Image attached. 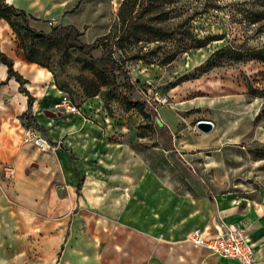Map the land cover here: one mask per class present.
Returning <instances> with one entry per match:
<instances>
[{"label": "rangeland", "instance_id": "374dc122", "mask_svg": "<svg viewBox=\"0 0 264 264\" xmlns=\"http://www.w3.org/2000/svg\"><path fill=\"white\" fill-rule=\"evenodd\" d=\"M6 1L24 9L36 30L74 24L82 40L100 41L91 53H83L60 41H32L24 30L20 36L0 18V50L14 61L26 60L25 46L48 65L37 63L46 76L31 80L34 65L17 64L39 99L36 118L56 120L54 126L59 127L79 114L100 125L106 137L123 146L112 178L129 176L138 183L152 173L175 192L210 196L213 201H226L231 193L234 199L242 194L255 196L264 185V114L257 118L264 97L261 92L249 93L250 87L264 88V61L236 54L264 46V0ZM140 9L146 10L145 18H154L153 25L172 33L158 36L139 29L122 39L128 19ZM17 21L23 24L20 18ZM103 42L112 46L109 56L137 83L134 98L149 99L145 85L155 97L166 98L157 104L160 126L154 117L127 108L124 75L101 62L106 56ZM65 101L77 111L68 110ZM17 105V97L2 91L0 85V154L11 147L26 148L25 174L29 177L32 168L38 169L40 215H27L32 207L18 205L16 173L8 171L15 167L0 156V264H59L78 211L69 212L66 201L71 196L59 183L61 202L52 204L54 190L46 163L53 147L44 149L25 139L31 126L23 115L18 127L8 123L6 118ZM200 120L213 121L215 126L202 131L197 127ZM16 131L21 135L13 138ZM36 162L42 166H32ZM79 224L76 235L85 233L89 241L98 240L102 250L115 244L150 245L127 233L116 239L121 232L113 221L99 226L94 218ZM153 245L158 257L155 239Z\"/></svg>", "mask_w": 264, "mask_h": 264}, {"label": "crops", "instance_id": "0c3cea01", "mask_svg": "<svg viewBox=\"0 0 264 264\" xmlns=\"http://www.w3.org/2000/svg\"><path fill=\"white\" fill-rule=\"evenodd\" d=\"M18 63L23 67L34 65L31 80L46 76L37 63L21 58L14 61L16 69ZM6 78L7 66L0 62V82ZM1 90L17 97L18 105L11 108V116L6 119L10 125L18 127L21 124L19 119L28 107L27 96L19 90V83L14 78L1 84ZM31 93L36 97L35 93ZM38 100L33 105L34 113ZM37 120L49 129L47 131L50 144L51 141L57 143L55 147L51 144L53 148L48 153L46 163L48 179L54 190L52 204L58 205L61 202L57 199L59 183L68 189L71 196L66 201L71 206L69 212L73 214L78 211L75 229L72 230V236L63 250L59 264H242L237 259L221 256L191 242L195 231L211 235L228 224H235L246 230L256 247L257 264H264V185L256 189L255 196L242 194L234 199L231 193L226 195V201H213L210 196L175 192L152 173H148L138 183L129 176L127 179L112 178L117 171L115 164L123 146L120 142L106 137L100 125L80 117L79 114L71 121L61 122L59 127L54 126L56 120L47 117ZM20 135L21 132L16 131L12 136L14 138ZM60 143L63 144L62 147ZM5 151H1L0 156L15 167L18 205L31 206L27 215L32 213L34 217L39 216L41 201L38 197L40 179L36 176L37 167L31 169L32 175L28 177L25 174L28 165L24 163L29 156L26 148L16 151L11 147ZM38 164L39 167L42 166L40 162L37 166ZM94 218L99 226L105 221L116 223L121 232L116 239L127 233L130 237L137 236L145 242L148 241L150 245L115 244L102 250L97 246L98 240L89 241L85 233L76 235L80 234L79 223L83 224ZM69 234L70 227L66 237ZM77 237L80 241H76ZM154 239L160 250L158 257L154 256ZM111 253L117 256H105Z\"/></svg>", "mask_w": 264, "mask_h": 264}, {"label": "trees", "instance_id": "16d2710c", "mask_svg": "<svg viewBox=\"0 0 264 264\" xmlns=\"http://www.w3.org/2000/svg\"><path fill=\"white\" fill-rule=\"evenodd\" d=\"M145 9H140L134 13L129 19L126 25V29L122 35V39H128L132 35L136 34L139 29H145L146 31L156 34L158 36H166L167 33H172L169 31H165L163 27H159L158 25H153V17L150 15L148 17L145 16ZM264 14V13H263ZM0 18L5 19L13 30L21 36V30H24L25 34L29 35L32 41L42 40L47 42L60 41L66 44L67 47L79 50L83 53H91L93 50L100 46V41H95L92 43H88L81 39L82 32L81 30L74 24H58L53 26L50 31L36 30L31 25V19L29 18L27 12L24 9L17 8L14 4L8 3L6 0H0ZM20 18L23 22L20 25L17 19ZM21 26V27H19ZM104 43V42H103ZM105 44V54L101 58V62L104 64L110 65L113 71H117L124 75L125 82L127 87L123 90V94L126 98L127 108L128 109H136L145 117H154L157 121V124L160 126L159 119V111L157 109V103L155 99H138L133 97V93L136 91L137 83H135L130 73L121 68L118 65V62L112 59L109 55L112 52V46L109 43ZM25 58L29 62L39 63L44 67H48L47 64L42 63L38 59L34 58L27 49H25ZM239 57L245 56L248 59H259L264 61V46L257 48H249L245 52L236 53ZM0 62L4 63L7 66V78L0 82L1 84L8 83V80L14 78L19 83V90L23 92L27 96L28 107L23 112V116L26 119L28 125L36 130L42 131L47 138H49V133L47 129L38 122L34 110L33 105L36 100V97L30 92L27 87L29 80L18 70L15 68L14 60L11 58L6 52L0 50ZM146 90L149 88L148 85L144 87ZM260 93L264 97V88L258 90L255 87H250L249 93L250 95H255L256 93ZM264 114V104L262 109L257 115V118H260ZM22 117V116H21ZM167 140L170 144L169 148H172V140L173 135L170 131L167 133ZM52 146H57L56 142L51 141ZM74 157V155H72ZM79 191V189H78Z\"/></svg>", "mask_w": 264, "mask_h": 264}, {"label": "built area", "instance_id": "2783aa9c", "mask_svg": "<svg viewBox=\"0 0 264 264\" xmlns=\"http://www.w3.org/2000/svg\"><path fill=\"white\" fill-rule=\"evenodd\" d=\"M145 93L146 95L149 94V99H155L157 104H163L166 101V98L161 99L160 97H155L150 89H147ZM65 103L68 105V110L72 112L77 111L75 106H72L67 101ZM25 139L34 142L44 149L51 147L48 138L32 127L26 129ZM8 171L11 174L15 173L13 168L8 169ZM191 240L197 245L206 247L213 253L227 258L237 259L242 264L258 263L254 242L248 237L244 228L235 224H228L221 231L211 235H205L201 231H195L191 236Z\"/></svg>", "mask_w": 264, "mask_h": 264}, {"label": "water", "instance_id": "95a60500", "mask_svg": "<svg viewBox=\"0 0 264 264\" xmlns=\"http://www.w3.org/2000/svg\"><path fill=\"white\" fill-rule=\"evenodd\" d=\"M215 124L213 121L210 120H200L197 123V127L200 128L202 131L209 132L214 128ZM63 144L60 143V147H62ZM32 166H37V163H33ZM30 168H28L29 170Z\"/></svg>", "mask_w": 264, "mask_h": 264}, {"label": "bare ground", "instance_id": "6f19581e", "mask_svg": "<svg viewBox=\"0 0 264 264\" xmlns=\"http://www.w3.org/2000/svg\"><path fill=\"white\" fill-rule=\"evenodd\" d=\"M40 71H42V70L40 69ZM38 115L41 116L40 113H38ZM51 125H52V124H51Z\"/></svg>", "mask_w": 264, "mask_h": 264}]
</instances>
